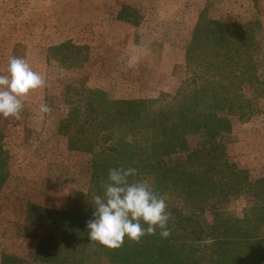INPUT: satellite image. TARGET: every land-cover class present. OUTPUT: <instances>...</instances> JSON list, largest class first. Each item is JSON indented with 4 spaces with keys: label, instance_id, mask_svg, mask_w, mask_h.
I'll use <instances>...</instances> for the list:
<instances>
[{
    "label": "trees",
    "instance_id": "obj_1",
    "mask_svg": "<svg viewBox=\"0 0 264 264\" xmlns=\"http://www.w3.org/2000/svg\"><path fill=\"white\" fill-rule=\"evenodd\" d=\"M245 28L202 19L186 52L187 66L198 60L200 48L209 42L217 47L213 54L226 59L237 55L244 64L241 52L232 51L229 43L231 32L240 30L243 36ZM241 42L244 49H253V37L249 44H244L243 37ZM225 90L218 82L204 80L171 98V103H163L168 96L156 101H106L110 107L101 115L99 137L112 136L115 130L119 136L109 145L91 150L89 191L72 194L65 211L39 212V226L47 233L38 243L35 258L44 263L106 258L109 264H264V177L253 178L248 171L229 164L224 146L214 142L231 129L229 119L218 116L221 111H232ZM74 113L68 121L72 122ZM131 132L140 141L125 140L123 133ZM191 136L201 138L199 148L189 149ZM1 139L0 133V188L7 177L8 159ZM120 166L137 168L138 175L130 180H146L167 196L172 214L169 238H161L159 230L138 244L125 237L124 245L115 250L89 241L86 223L93 218V197L103 195L108 170ZM237 194L255 201L242 218L223 211V205ZM204 212L211 214V224L200 221ZM14 262L2 258V264Z\"/></svg>",
    "mask_w": 264,
    "mask_h": 264
},
{
    "label": "rangeland",
    "instance_id": "obj_2",
    "mask_svg": "<svg viewBox=\"0 0 264 264\" xmlns=\"http://www.w3.org/2000/svg\"><path fill=\"white\" fill-rule=\"evenodd\" d=\"M18 1L8 0V9L19 16L29 14L31 7L16 6ZM91 2L88 7L90 22L87 25L90 49L78 44L81 19L77 18L73 27V34L77 39L74 40L72 48L70 45L66 46V60L64 49L57 55L59 65L54 60L49 62L44 54L33 53L32 46L23 47L17 54L19 55L17 57L27 59L33 70L44 75L47 81L46 87L35 90L27 99L45 98L57 120L60 116L65 118L58 122L57 133L51 140L47 139L45 143L41 141L38 145L35 130L30 128L29 131L22 133V129H19L28 123L26 119L0 117V133L1 129L3 132L1 146L8 157L7 177L0 188V254L16 260L15 264H109L106 258L93 261L79 260L74 263L64 261L44 263L35 258L38 243L47 233L39 226V212L42 209L65 211L72 194H84L89 191L93 160L91 150L107 146L119 136V131L115 130L112 136L110 134H107L108 137L105 136L108 138L107 141L103 139L102 134L99 137L101 133L99 129L103 124L100 123L103 120L101 115L110 107L105 102H114L115 96L118 97L128 87H121L120 76L124 73L97 71L95 37L97 8L95 0ZM78 9L80 11V8ZM213 19L227 21L233 28L240 25L237 22L250 21L245 26L243 36L240 35V30L230 33L229 44L233 48L231 49L232 51L238 49L241 52L244 64L238 61L240 57L237 58V55L226 59L213 54L212 49L215 50L217 47H214V42H209L210 45L200 48L198 60L193 62L192 66L188 67L185 62L177 89L170 93L160 92L153 98L134 101H156L162 96H168L170 98L163 100V103H171V98L180 95L181 92L187 93L194 84H200L204 80L220 83L226 87L232 111H221L218 116L229 119L231 129L221 133L214 142L224 146L225 158L229 164L248 171L253 178L264 177V24L258 23L260 18ZM156 35L159 36L160 33L157 32ZM242 37L245 38L244 44H249L250 38L253 37V49L252 47L244 49L241 45ZM48 42L47 40V44ZM46 46L48 45L45 43L42 50H45ZM23 51L27 54H23ZM245 51L248 53H244ZM249 59L250 63L247 62ZM65 67L67 70H63ZM104 73L105 79L102 77ZM116 75L117 78L114 77ZM102 84L108 86L105 85V89L102 90L100 88ZM215 89L226 95V92H222L217 86ZM135 90L139 92L137 87ZM36 109V104L29 102L25 104L23 112ZM73 111L75 115L70 122L68 117ZM110 128L113 130V127ZM123 135L124 139L130 142L140 141L139 136H132V132ZM202 142L199 136H191L188 138V147L194 150L199 148ZM70 144L78 150L70 149ZM32 161L40 162L38 164L41 165L33 167L30 165L34 164ZM48 164L50 167H44ZM254 204L255 201L250 196L237 194L231 196L223 205V211L230 216L242 218ZM199 218L206 224L212 223L209 212H204Z\"/></svg>",
    "mask_w": 264,
    "mask_h": 264
},
{
    "label": "crops",
    "instance_id": "obj_3",
    "mask_svg": "<svg viewBox=\"0 0 264 264\" xmlns=\"http://www.w3.org/2000/svg\"><path fill=\"white\" fill-rule=\"evenodd\" d=\"M91 1L19 0L16 6L31 7L29 14L19 16L8 9V0H0V72L6 69L10 56H19L23 47L30 46L34 48L33 53L44 54L49 62L54 60L59 65L57 55L64 49L66 60V46L72 48L77 39L73 34L77 18L81 19L78 44L89 48L87 25ZM95 3L97 71L124 73L120 76L121 87H128L115 96L114 101L153 98L160 92L170 93L177 89L187 49L202 19L231 24L213 18H260L258 23L264 24V0H95ZM237 23L247 26L250 21ZM45 43L48 46L42 50ZM102 77L105 79V73ZM105 85L108 86L102 84L100 88L104 90ZM29 102L35 103L37 109L22 112V118L28 123L19 129L22 133L30 128L35 130L39 145L41 141L51 140L57 133L58 122L65 116L57 120L52 112L40 114L39 105L48 104L45 98H26L25 104ZM32 163L33 167L41 165L40 162ZM3 255L0 254V262Z\"/></svg>",
    "mask_w": 264,
    "mask_h": 264
},
{
    "label": "clouds",
    "instance_id": "obj_4",
    "mask_svg": "<svg viewBox=\"0 0 264 264\" xmlns=\"http://www.w3.org/2000/svg\"><path fill=\"white\" fill-rule=\"evenodd\" d=\"M47 86L44 75L33 70L27 59L10 56L6 69L0 73V117L20 120L26 98L35 90ZM40 114H48L47 103L38 107ZM138 175L135 167L110 168L103 195L93 197V218L88 220V239L108 249H119L125 237L140 243L149 235L163 239L171 236L167 196L155 191L146 180H130Z\"/></svg>",
    "mask_w": 264,
    "mask_h": 264
}]
</instances>
